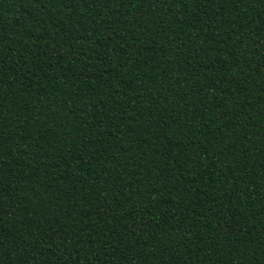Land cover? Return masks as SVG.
Here are the masks:
<instances>
[{"label":"trees","instance_id":"1","mask_svg":"<svg viewBox=\"0 0 264 264\" xmlns=\"http://www.w3.org/2000/svg\"><path fill=\"white\" fill-rule=\"evenodd\" d=\"M0 264H264V0H0Z\"/></svg>","mask_w":264,"mask_h":264}]
</instances>
